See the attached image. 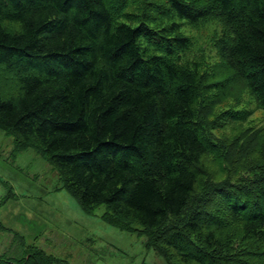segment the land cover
I'll list each match as a JSON object with an SVG mask.
<instances>
[{
    "label": "trees",
    "instance_id": "16d2710c",
    "mask_svg": "<svg viewBox=\"0 0 264 264\" xmlns=\"http://www.w3.org/2000/svg\"><path fill=\"white\" fill-rule=\"evenodd\" d=\"M210 21L212 68L185 59L184 27ZM245 94L264 111V0H0V130L167 264H264V126L237 130ZM27 248L0 264L62 262Z\"/></svg>",
    "mask_w": 264,
    "mask_h": 264
},
{
    "label": "rangeland",
    "instance_id": "374dc122",
    "mask_svg": "<svg viewBox=\"0 0 264 264\" xmlns=\"http://www.w3.org/2000/svg\"><path fill=\"white\" fill-rule=\"evenodd\" d=\"M184 29L193 39L185 59L211 68L218 64L214 41L221 25L210 21ZM250 104L245 94L243 105ZM251 108L255 111L250 121L237 130L264 126V111L254 104ZM225 133L234 134L230 129ZM14 146V139L0 130V255L22 258L27 247L35 245L59 258L61 264H167L146 247L145 237L105 223V206L86 213L62 187L57 169L46 159L33 150L17 152Z\"/></svg>",
    "mask_w": 264,
    "mask_h": 264
}]
</instances>
